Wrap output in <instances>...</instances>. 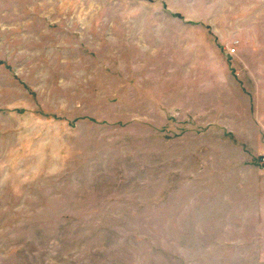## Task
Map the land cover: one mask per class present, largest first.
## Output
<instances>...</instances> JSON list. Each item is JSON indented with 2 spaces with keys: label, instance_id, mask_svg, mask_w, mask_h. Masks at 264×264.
Masks as SVG:
<instances>
[{
  "label": "rangeland",
  "instance_id": "rangeland-1",
  "mask_svg": "<svg viewBox=\"0 0 264 264\" xmlns=\"http://www.w3.org/2000/svg\"><path fill=\"white\" fill-rule=\"evenodd\" d=\"M0 264H264V0H0Z\"/></svg>",
  "mask_w": 264,
  "mask_h": 264
}]
</instances>
